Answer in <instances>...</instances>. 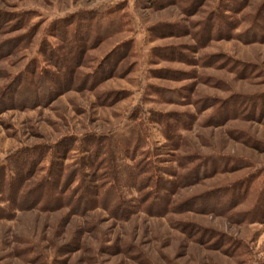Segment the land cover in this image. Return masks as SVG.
I'll use <instances>...</instances> for the list:
<instances>
[{
    "label": "rangeland",
    "instance_id": "374dc122",
    "mask_svg": "<svg viewBox=\"0 0 264 264\" xmlns=\"http://www.w3.org/2000/svg\"><path fill=\"white\" fill-rule=\"evenodd\" d=\"M0 264H264V0H0Z\"/></svg>",
    "mask_w": 264,
    "mask_h": 264
},
{
    "label": "trees",
    "instance_id": "16d2710c",
    "mask_svg": "<svg viewBox=\"0 0 264 264\" xmlns=\"http://www.w3.org/2000/svg\"><path fill=\"white\" fill-rule=\"evenodd\" d=\"M35 68H38L37 67V63L35 64ZM42 79H43V73L40 75V78H39V81L41 82L42 81ZM72 80V79H71ZM46 85L47 84H45L44 82H43V87L44 88H46ZM139 143V141H137L136 142V144H135V146H133L132 148H130V150L131 151H127V150H124L125 152H127V154H129L130 156H132L134 153H135V151H136V145ZM120 147V146H119ZM121 148V147H120ZM92 148L90 147V148H88V144H85V146H83V150H84V152L86 153V152H90V157H88L86 160L88 161H90L91 162V160H94V158H93V155L95 154V153H92V151H90ZM122 149V148H121ZM111 156V155H110ZM114 160L112 159V160H108V166H110V165H113V162ZM23 164V163H22ZM82 164H83V160H82ZM76 172H77V169H75V170H72V171H70V173H69V178H70V176L72 177V176H74V177H76L78 174H76ZM79 172H81V170L79 169ZM81 174H82V172H81ZM110 178H112V181L113 182H110V184H109V186H108V188L105 190V192H107L108 193V197H106L105 199V201L104 202H106L107 201V204H108V201H109V199H111L112 201H116L115 199L117 198V194H116V192H115V190H116V186H113V184L115 185V178H113V176H110ZM59 179V187H58V190H56V192H55V194L56 195H58V196H49L48 198H47V200H46V202H45V204H49V203H53V202H55V203H58V204H60V205H62L63 207L66 205V203H70V205H71V203L72 202H75V201H80V202H83V200L85 199V190H86V192L89 190V187H88V185H86V183L88 182V181H85V182H82V183H79L78 184V191L76 192V193H73L72 191L70 192V193H68V194H65L64 192H61V190H62V188H61V186H62V184H68V181L65 179V177L62 175L61 177H59L58 178ZM57 181V180H56ZM55 181V182H56ZM108 182V181H107ZM18 183V181L16 182V183H13V184H11L10 185V187H7L6 188V190L8 191V192H10L11 190H12V186L13 185H16ZM47 184H49V182H46L45 183V185L43 186V188H44V190H43V188H39V191H41V190H43V192H45L44 194H49L50 193V191L52 190V187L55 185V184H51V187H49V186H47ZM14 187V186H13ZM95 187L94 186H90V189H94ZM51 189V190H50ZM69 189V188H68ZM67 190V189H66ZM54 193V192H53ZM64 195H66L67 197H65ZM43 198V197H42ZM41 199V198H40ZM39 199V200H40ZM110 200V201H111ZM91 202V201H90ZM121 202V201H120ZM92 203V202H91ZM71 207V206H70ZM84 207H86V205L84 206ZM104 207H106V206H104ZM113 207H115V208H121V207H116V206H113ZM72 209V208H71Z\"/></svg>",
    "mask_w": 264,
    "mask_h": 264
}]
</instances>
